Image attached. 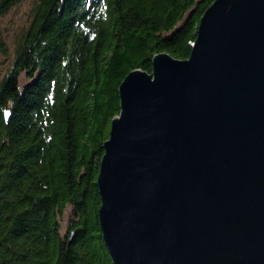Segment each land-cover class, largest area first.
<instances>
[{"label": "water", "instance_id": "water-1", "mask_svg": "<svg viewBox=\"0 0 264 264\" xmlns=\"http://www.w3.org/2000/svg\"><path fill=\"white\" fill-rule=\"evenodd\" d=\"M118 97L96 180L112 264H264V0H213L188 57L156 53Z\"/></svg>", "mask_w": 264, "mask_h": 264}, {"label": "trees", "instance_id": "trees-1", "mask_svg": "<svg viewBox=\"0 0 264 264\" xmlns=\"http://www.w3.org/2000/svg\"><path fill=\"white\" fill-rule=\"evenodd\" d=\"M212 2L33 0L0 80V264H112L96 180L118 86L156 53L188 57Z\"/></svg>", "mask_w": 264, "mask_h": 264}, {"label": "rangeland", "instance_id": "rangeland-1", "mask_svg": "<svg viewBox=\"0 0 264 264\" xmlns=\"http://www.w3.org/2000/svg\"><path fill=\"white\" fill-rule=\"evenodd\" d=\"M33 0H23L11 6L0 16V80L12 65L13 49L17 36L29 23V11ZM21 83L25 81L20 76ZM73 211L68 206L60 219L61 233L66 234Z\"/></svg>", "mask_w": 264, "mask_h": 264}, {"label": "bare ground", "instance_id": "bare-ground-1", "mask_svg": "<svg viewBox=\"0 0 264 264\" xmlns=\"http://www.w3.org/2000/svg\"><path fill=\"white\" fill-rule=\"evenodd\" d=\"M192 45H193V43H192Z\"/></svg>", "mask_w": 264, "mask_h": 264}]
</instances>
